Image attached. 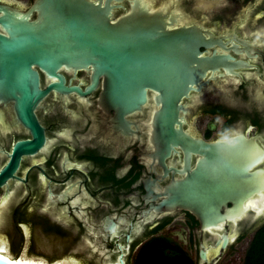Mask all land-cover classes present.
<instances>
[{"label": "flooded vegetation", "instance_id": "af4514ba", "mask_svg": "<svg viewBox=\"0 0 264 264\" xmlns=\"http://www.w3.org/2000/svg\"><path fill=\"white\" fill-rule=\"evenodd\" d=\"M137 7L168 30L199 35L201 56L228 57L178 102L181 127L174 128L201 143L155 142L162 132L153 125L157 91L147 88L140 109L121 113L107 105L103 68L59 62L63 87L94 88L50 89L34 110L44 142L20 154L0 186V243L12 251L26 244L29 258L50 264H242L264 224V189L239 201L236 190L238 202L227 200L218 210L224 217L212 223L201 216L207 206L200 194L229 180L230 150L243 164L248 149L251 171L264 173V0H0V37L29 34L41 43L32 49L78 53L68 40L85 21L104 23L106 35L116 36L111 28ZM31 68L41 90L59 81ZM31 140L14 102L0 93V171L15 144ZM231 211L238 215L230 218Z\"/></svg>", "mask_w": 264, "mask_h": 264}, {"label": "water", "instance_id": "95a60500", "mask_svg": "<svg viewBox=\"0 0 264 264\" xmlns=\"http://www.w3.org/2000/svg\"><path fill=\"white\" fill-rule=\"evenodd\" d=\"M143 15L146 13L141 7H137L120 18L116 26L111 28V31L118 32L116 36L106 35L110 29L104 23L85 21L82 32L68 40L70 46L79 48L78 53L51 54L49 51L32 49L41 43L29 34L0 37V93L6 101L14 102L18 120L32 135L31 141L15 144L9 164L0 171V186L13 176L20 154L35 152L44 142L43 130L37 122L34 110L46 93L54 89L83 94L94 88V83L84 92L77 87H63V77L56 71L59 62L78 67L92 64L96 68H103L110 79L104 95L112 101L107 105L121 113L140 109L147 101V88L157 91L159 97L156 104H161V108L155 114L153 125L160 127L162 132L156 134L155 142L167 147L174 143H201L181 128H174V124L178 123V102L193 89L192 84H198L206 71L218 64L222 57L215 54L212 57L201 56L199 47L205 44L199 35L196 37L181 34L185 29L168 30L165 21L160 18L146 19ZM121 32L141 34L131 37L120 35ZM222 59L227 60L228 57ZM32 64L42 67L59 81L48 86L46 90H41L38 73L31 68ZM178 124L181 127V124ZM241 140L246 147V140ZM247 150H244L243 164L236 153L233 154L230 150L229 180L213 181L209 192L206 195L200 194L201 202L207 206L206 211L201 214L204 221L212 223L221 220L224 216L219 214L218 210L227 200L235 198L234 202H238L264 189V173L260 170L251 171L255 161L250 160L251 155ZM255 154L257 158L261 157L258 151H255ZM239 157L241 159V155ZM236 190L239 193L238 201ZM239 210L240 207L234 209L236 212ZM237 215L238 213L232 212L228 216L232 218ZM2 228L1 226L0 232L4 233ZM11 241L14 243V240ZM19 249H10L8 252L17 256ZM0 264L20 263L7 259L0 253Z\"/></svg>", "mask_w": 264, "mask_h": 264}, {"label": "trees", "instance_id": "16d2710c", "mask_svg": "<svg viewBox=\"0 0 264 264\" xmlns=\"http://www.w3.org/2000/svg\"><path fill=\"white\" fill-rule=\"evenodd\" d=\"M166 262V259H164ZM163 260V261H164ZM153 263V261H149ZM164 264H179L174 262H167ZM242 264H264V224L258 229L251 241L249 242Z\"/></svg>", "mask_w": 264, "mask_h": 264}, {"label": "bare ground", "instance_id": "6f19581e", "mask_svg": "<svg viewBox=\"0 0 264 264\" xmlns=\"http://www.w3.org/2000/svg\"><path fill=\"white\" fill-rule=\"evenodd\" d=\"M0 253L3 254L7 259H13L7 254V247L4 241L0 243ZM15 262L20 264H46V262L42 259H34L29 257H19L18 259H14ZM53 264H65L64 262L57 261Z\"/></svg>", "mask_w": 264, "mask_h": 264}, {"label": "rangeland", "instance_id": "374dc122", "mask_svg": "<svg viewBox=\"0 0 264 264\" xmlns=\"http://www.w3.org/2000/svg\"><path fill=\"white\" fill-rule=\"evenodd\" d=\"M0 233H2V232H0ZM25 243H27V242H25ZM25 247H26V244H24L22 247H20L19 252H18V255L16 256L17 259L19 257H30V252L28 250H24ZM8 250H9V248L7 247V253H9ZM239 256H241V253L239 254ZM46 264H50V263L49 262H46Z\"/></svg>", "mask_w": 264, "mask_h": 264}]
</instances>
